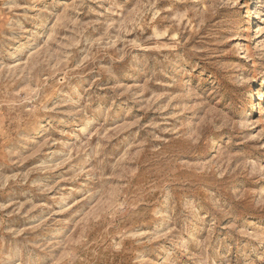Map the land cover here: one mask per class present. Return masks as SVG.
I'll list each match as a JSON object with an SVG mask.
<instances>
[{"label":"rangeland","instance_id":"374dc122","mask_svg":"<svg viewBox=\"0 0 264 264\" xmlns=\"http://www.w3.org/2000/svg\"><path fill=\"white\" fill-rule=\"evenodd\" d=\"M1 9L0 264H264V0Z\"/></svg>","mask_w":264,"mask_h":264},{"label":"crops","instance_id":"0c3cea01","mask_svg":"<svg viewBox=\"0 0 264 264\" xmlns=\"http://www.w3.org/2000/svg\"><path fill=\"white\" fill-rule=\"evenodd\" d=\"M2 1L3 0H0V30L2 29V26H3V19H2V14H1Z\"/></svg>","mask_w":264,"mask_h":264},{"label":"bare ground","instance_id":"6f19581e","mask_svg":"<svg viewBox=\"0 0 264 264\" xmlns=\"http://www.w3.org/2000/svg\"><path fill=\"white\" fill-rule=\"evenodd\" d=\"M256 11H258V10H256ZM258 14V13H257ZM259 15V14H258ZM257 17V15L253 18V20L255 19ZM264 79V78H263Z\"/></svg>","mask_w":264,"mask_h":264}]
</instances>
